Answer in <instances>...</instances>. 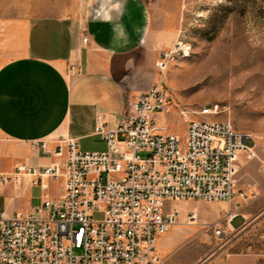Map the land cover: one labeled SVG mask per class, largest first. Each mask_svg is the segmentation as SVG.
<instances>
[{
	"label": "built area",
	"instance_id": "built-area-1",
	"mask_svg": "<svg viewBox=\"0 0 264 264\" xmlns=\"http://www.w3.org/2000/svg\"><path fill=\"white\" fill-rule=\"evenodd\" d=\"M166 64L158 62L161 69ZM173 103L163 80L138 95L127 94L115 127L98 116L103 151H83L66 136L55 148L33 143L55 161L41 167L20 163L13 174H0V183L19 182L27 174L33 185L43 177L63 180V191L30 213L0 216V264H159L157 244L180 217L168 201L232 202L234 165L242 152L254 155L249 135L228 121L185 118L182 140L159 125ZM95 212L103 218L93 219ZM185 217L195 224L198 212ZM235 217L229 211L227 223ZM214 231L224 235L220 226Z\"/></svg>",
	"mask_w": 264,
	"mask_h": 264
},
{
	"label": "rangeland",
	"instance_id": "rangeland-1",
	"mask_svg": "<svg viewBox=\"0 0 264 264\" xmlns=\"http://www.w3.org/2000/svg\"><path fill=\"white\" fill-rule=\"evenodd\" d=\"M121 1L0 0V65L11 56L3 42L14 22L66 14L108 16ZM140 1L148 13L145 41L157 45L153 84L163 80L174 99L171 112L159 116L160 127L166 126L184 140L185 118L230 122L249 135L247 143L254 152L252 156L242 152L254 162L242 177L243 183L259 186L264 182V0ZM177 43L189 48L187 56L179 45L172 52ZM161 61L169 63L167 69L158 65ZM106 147L98 138L80 142L83 151H103ZM45 191L57 197L61 186L54 182L47 190L43 186L32 188L35 206L42 203ZM194 201L167 202L168 207L179 210L180 217L165 235L166 240L159 242V264H264V192L245 207L253 209L246 214L247 219H233L234 229L227 227L224 204ZM194 207L198 221L189 224L185 216ZM102 218L103 213H93V219ZM218 226L224 230L223 236L215 233Z\"/></svg>",
	"mask_w": 264,
	"mask_h": 264
},
{
	"label": "crops",
	"instance_id": "crops-1",
	"mask_svg": "<svg viewBox=\"0 0 264 264\" xmlns=\"http://www.w3.org/2000/svg\"><path fill=\"white\" fill-rule=\"evenodd\" d=\"M147 28L148 13L140 0H122L108 16H36L11 24L3 42L11 56L0 65V174H13L23 162L41 167L55 161L34 148L35 142H45L50 148H55L61 136L79 144L85 138L105 142L96 133L98 116L115 127L126 95H138L156 80L157 45L145 41ZM163 129L168 131L166 126ZM236 164L234 200L208 202L224 204L223 217L230 211L245 220L253 210L245 207L261 197L264 182L259 186L243 183L242 177L254 165L245 154ZM54 182L61 186L59 195L45 191L42 200H58L63 191L60 179L43 177L40 185H33L25 174L19 182L0 183V216L32 212L31 189L43 186L47 190ZM190 201L194 200L177 202ZM193 209L198 212L197 207ZM232 221L228 227L234 229Z\"/></svg>",
	"mask_w": 264,
	"mask_h": 264
},
{
	"label": "bare ground",
	"instance_id": "bare-ground-1",
	"mask_svg": "<svg viewBox=\"0 0 264 264\" xmlns=\"http://www.w3.org/2000/svg\"><path fill=\"white\" fill-rule=\"evenodd\" d=\"M178 45H179V49L182 48V49H184L186 52H188L186 45L181 46V43H177L176 46H174V47L172 48V52H175L176 48L178 49ZM168 66H169V63L167 62V64H166V69L168 68ZM165 71H166V70H165ZM165 71H164V75H165ZM177 224H178V223H177ZM230 225H231V224L228 222V223H227V227L230 226ZM174 226H175V225H174ZM158 243H159V242H158ZM157 253L159 254V244H157Z\"/></svg>",
	"mask_w": 264,
	"mask_h": 264
}]
</instances>
